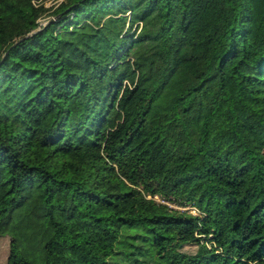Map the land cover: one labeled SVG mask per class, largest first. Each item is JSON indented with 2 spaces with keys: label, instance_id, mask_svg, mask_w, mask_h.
<instances>
[{
  "label": "trees",
  "instance_id": "16d2710c",
  "mask_svg": "<svg viewBox=\"0 0 264 264\" xmlns=\"http://www.w3.org/2000/svg\"><path fill=\"white\" fill-rule=\"evenodd\" d=\"M46 10L0 0L5 264H264V0Z\"/></svg>",
  "mask_w": 264,
  "mask_h": 264
},
{
  "label": "rangeland",
  "instance_id": "374dc122",
  "mask_svg": "<svg viewBox=\"0 0 264 264\" xmlns=\"http://www.w3.org/2000/svg\"><path fill=\"white\" fill-rule=\"evenodd\" d=\"M39 2H41L43 6L48 7V10L42 12L39 18L40 23L43 24L45 21H47V19L53 18V15L51 14L50 11L59 2V0H39ZM190 211L192 210L190 209ZM184 249H192V247L185 246ZM6 253H7V237L4 235H0V264H5Z\"/></svg>",
  "mask_w": 264,
  "mask_h": 264
},
{
  "label": "built area",
  "instance_id": "2783aa9c",
  "mask_svg": "<svg viewBox=\"0 0 264 264\" xmlns=\"http://www.w3.org/2000/svg\"><path fill=\"white\" fill-rule=\"evenodd\" d=\"M154 197H156L155 195H154ZM189 208V210L191 209L193 212H195V209H193L192 207H188Z\"/></svg>",
  "mask_w": 264,
  "mask_h": 264
},
{
  "label": "water",
  "instance_id": "95a60500",
  "mask_svg": "<svg viewBox=\"0 0 264 264\" xmlns=\"http://www.w3.org/2000/svg\"><path fill=\"white\" fill-rule=\"evenodd\" d=\"M29 33H30V32H29ZM29 33H28V34H29Z\"/></svg>",
  "mask_w": 264,
  "mask_h": 264
}]
</instances>
